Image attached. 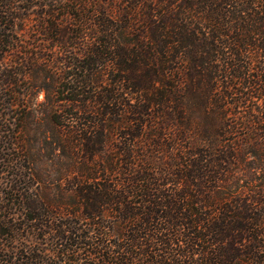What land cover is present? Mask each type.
I'll return each mask as SVG.
<instances>
[{"label":"trees","instance_id":"trees-1","mask_svg":"<svg viewBox=\"0 0 264 264\" xmlns=\"http://www.w3.org/2000/svg\"><path fill=\"white\" fill-rule=\"evenodd\" d=\"M0 264H264V0H0Z\"/></svg>","mask_w":264,"mask_h":264}]
</instances>
